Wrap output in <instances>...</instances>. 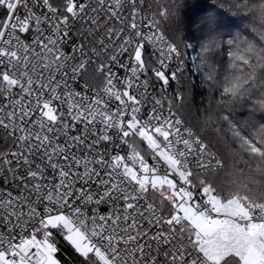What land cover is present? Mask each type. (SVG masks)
<instances>
[{"label":"snow or ice","instance_id":"6c2138e0","mask_svg":"<svg viewBox=\"0 0 264 264\" xmlns=\"http://www.w3.org/2000/svg\"><path fill=\"white\" fill-rule=\"evenodd\" d=\"M144 3L0 0V264H61L58 236L80 264H264V217L220 200L207 146L161 115L149 71L166 86L186 68L156 20L169 5L151 0L145 32Z\"/></svg>","mask_w":264,"mask_h":264},{"label":"trees","instance_id":"16d2710c","mask_svg":"<svg viewBox=\"0 0 264 264\" xmlns=\"http://www.w3.org/2000/svg\"><path fill=\"white\" fill-rule=\"evenodd\" d=\"M164 2L172 15L156 16L161 31L180 48L192 43L198 59L196 71L186 70L178 82L165 86L166 101L223 161L220 168L205 172L200 179L214 187L220 200L236 198L246 212L264 213V110L253 102L259 98L258 93L252 91L246 98L235 100L220 94L221 85L226 83V68L217 42L221 30L231 32L239 22L217 9V0ZM172 90L180 92V100L170 95ZM7 143L0 130V150ZM137 148L143 155H150L139 138ZM57 239V259L62 264H80L82 258L71 245L60 236ZM228 264L240 262L230 256Z\"/></svg>","mask_w":264,"mask_h":264},{"label":"clouds","instance_id":"9594fccd","mask_svg":"<svg viewBox=\"0 0 264 264\" xmlns=\"http://www.w3.org/2000/svg\"><path fill=\"white\" fill-rule=\"evenodd\" d=\"M225 2L235 4L237 10L223 7ZM259 4L264 0H217V9L239 22L231 32L221 30L217 50L223 53L226 68L220 94L235 100L256 91L259 98L253 102L264 110V16L257 11Z\"/></svg>","mask_w":264,"mask_h":264},{"label":"built area","instance_id":"2783aa9c","mask_svg":"<svg viewBox=\"0 0 264 264\" xmlns=\"http://www.w3.org/2000/svg\"><path fill=\"white\" fill-rule=\"evenodd\" d=\"M63 0H54V3L55 4H59V3H62ZM81 2H83V0H81ZM146 1L144 3V7L143 9H145V5H146ZM143 9L141 10V13H140V16L142 17V19L139 20V23H140V27H141V31H145L147 32V26H148V23H149V17L148 15L143 12ZM46 11V9L44 10ZM62 11V9H61ZM130 19V17H129ZM153 32H155V29H153ZM166 39H168L170 42H172L168 37L165 36ZM31 40V37H29V42ZM173 43V42H172ZM174 45L178 48V50L180 51L181 48H179L175 43ZM151 49V47H148ZM129 52H131V49H129ZM181 52V51H180ZM145 56L150 60L152 61L153 63H155V57L153 56L152 54V49H151V52L148 53L147 52V49L145 51ZM119 60L121 63H129L130 60H129V53H124L122 56L119 57ZM183 61L185 62V67H186V63L187 61H185V59H183ZM174 61L173 62H170V66L169 68L165 69V73L166 75L168 76L169 78V81H173L171 79V73L172 71L174 70ZM112 70L113 72L117 73L118 76H124V70L119 67L118 64H114L112 65ZM148 76L151 78L152 80V85H151V88L155 90V94H156V97L157 99H162V103H163V111L161 113V115L163 117H169L170 119L173 120V122L175 121V119H179L181 121V124H180V130H181V133L183 134V136L185 138H187V134H188V130H191L192 134H193V138L194 139H199L200 141H202L206 146H207V150L210 154V157L211 159L209 160V168L207 171H211V170H215V169H218L220 168L222 165H223V161L222 159L216 154L215 151H212L207 143L205 141H203L201 138H198L195 134H194V131L186 124L185 120L179 116L176 111L174 110V108H172L166 101V97L164 95H160L159 94V90L161 89V93L162 91H164L165 89V85L162 83V81H159L155 78L154 74L149 71L148 73ZM141 79H144V77H141ZM80 83H83L82 81ZM170 83V82H169ZM96 85L94 84L93 87H95ZM167 86V85H166ZM79 90V88H78ZM115 105H113L114 107ZM171 112V116H169V113ZM2 131V130H1ZM9 140V144L6 148L2 149L0 152H6V151H9V149H13L14 150V145L12 143V140L11 139H8ZM180 147H182V145H180ZM109 150H111V146H109ZM120 152H121V155H129V149L127 148V146H122L121 149H120ZM142 154V153H141ZM143 155V154H142ZM145 158L148 160V162L151 164L153 163L152 161V157H151V153L149 156H145ZM191 159V158H190ZM206 159H208V157H206ZM160 167H161V171L163 172L165 166L163 165V162H161L160 164ZM190 168H191V165H190ZM206 171V172H207ZM178 180V178H176ZM5 187V185L2 183V181H0V188H3ZM197 200L200 199L199 196L196 197ZM204 203V206L207 207V203H206V198L204 199V201H202ZM248 215L250 216H254V217H264V213H250V212H246ZM215 215V214H213Z\"/></svg>","mask_w":264,"mask_h":264},{"label":"bare ground","instance_id":"6f19581e","mask_svg":"<svg viewBox=\"0 0 264 264\" xmlns=\"http://www.w3.org/2000/svg\"><path fill=\"white\" fill-rule=\"evenodd\" d=\"M146 1V5H145V9H143V12H145L147 15H148V17H149V19H151L152 18V16L154 15V11H153V8L151 9V10H149V2L147 1V0H145ZM160 31H161V29H160ZM162 32V31H161ZM166 36V35H165ZM167 37V36H166ZM180 48V47H179ZM195 48H194V46H193V44L192 43H188L186 46H185V48L184 49H180V51H181V54H182V57H183V59H185V61H187V63H186V70H192V69H194L195 67H196V54H195ZM147 52L148 53H150L151 52V49L150 48H147ZM181 79V78H180ZM179 79V80H180ZM178 80V81H179ZM177 80H173V81H169V82H176ZM177 81V82H178ZM163 83V82H162ZM159 92V94L160 95H164L165 97H166V94L167 93H165V91H162V93H161V89L158 91ZM170 95H172V96H174V97H176L178 100H180L181 99V94H180V92L178 91V90H172L171 92H170ZM175 110V109H174ZM176 111V110H175ZM177 113V112H176ZM178 114V113H177ZM179 115V114H178ZM180 116V115H179ZM199 138V137H198ZM8 144H9V140H8V143H7V145L4 147V148H6L7 146H8ZM3 148V149H4ZM2 150V149H1ZM0 150V151H1Z\"/></svg>","mask_w":264,"mask_h":264},{"label":"rangeland","instance_id":"374dc122","mask_svg":"<svg viewBox=\"0 0 264 264\" xmlns=\"http://www.w3.org/2000/svg\"><path fill=\"white\" fill-rule=\"evenodd\" d=\"M182 49H184V47L182 48ZM197 62H196V66L197 67H195L194 68V70L196 71L197 70V68H198V59L196 60ZM193 70V69H192ZM230 201H235L245 212H246V209L244 208V206L236 199V198H231V199H229V200H227V201H224L225 203H227V202H230ZM62 264V263H61Z\"/></svg>","mask_w":264,"mask_h":264}]
</instances>
